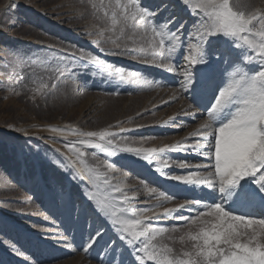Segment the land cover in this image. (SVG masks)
Wrapping results in <instances>:
<instances>
[{
  "label": "rangeland",
  "instance_id": "rangeland-1",
  "mask_svg": "<svg viewBox=\"0 0 264 264\" xmlns=\"http://www.w3.org/2000/svg\"><path fill=\"white\" fill-rule=\"evenodd\" d=\"M13 1L0 14V264H108L113 244L106 246L107 241L119 245L117 260L132 264L133 249L117 241L110 221L97 214L95 202L88 199L92 186L68 159L75 156L67 145L81 137L51 129H108L118 133L115 143L120 149H148L185 139L194 142L190 133L207 117L190 112V94L180 90L182 77L160 66V61L111 54L115 45L106 41L115 34L105 31L101 8L109 0ZM140 2L143 7L151 5L150 0ZM248 3L251 10L256 4L264 7V0ZM151 11L158 20L159 9ZM81 52L137 75L120 80L94 68L85 70L86 61L78 59ZM175 60L182 62L178 56ZM57 68L62 75L53 74ZM42 84L48 87L37 92ZM75 146L88 153L89 166L106 172L113 183L123 182L133 210L152 209L144 213V225L165 229L153 243L171 247L173 257L196 243L189 239L190 232L210 226L179 218L205 210L190 203L203 193L188 192L161 174H186L202 158L166 151L154 154L149 164L135 153ZM181 160H187L189 168H179ZM165 161L169 166L156 171ZM102 193L103 185L97 196ZM165 209L173 211L166 214ZM96 229L104 238L85 253L82 247Z\"/></svg>",
  "mask_w": 264,
  "mask_h": 264
},
{
  "label": "snow or ice",
  "instance_id": "snow-or-ice-1",
  "mask_svg": "<svg viewBox=\"0 0 264 264\" xmlns=\"http://www.w3.org/2000/svg\"><path fill=\"white\" fill-rule=\"evenodd\" d=\"M183 3L195 17L186 37L184 23L176 28L171 20L160 23L156 19L158 14L143 7L140 0H109L101 8L107 22L105 31L115 34V38L106 41L115 45L111 54L145 62L160 61V66L182 77L180 90L190 94L191 99L187 108L191 113L207 117L190 133V137L196 138L194 142L185 139L161 148L120 149L115 143L118 133L108 129L82 132L52 128L51 131H67L81 137L67 145L75 156L68 159L78 175L92 186L88 199L95 202L97 214L110 221L117 241L133 249L132 264L149 261L152 264H264V11L251 10L247 0H183ZM177 56L182 62H176ZM78 59L86 61L82 65L85 70L94 68L98 74L120 80L137 75L105 65L99 58L83 52ZM53 74L62 75L63 70L57 68ZM47 87L42 84L37 92ZM76 143L102 152L135 153L149 164L154 154L166 151L190 152L202 158L186 174H161L183 185L188 192L203 193L190 203L205 210L195 217L179 218L188 224L200 221L210 226L200 228L195 234L190 232L189 239L196 243L182 256L173 257L171 247L153 243L165 229L144 225V213L152 209L133 210L132 198L123 182L113 183L114 178L106 172L89 166L88 153L77 148ZM177 165L181 169L189 168L187 160L178 161ZM168 166L167 161L157 164L156 171ZM108 168L111 170V165ZM101 185L103 193L97 196ZM171 211L165 209L166 214ZM202 217L213 219L202 220ZM103 238V233L96 229L82 250L87 253ZM105 243L113 244L108 264L113 261L126 264L123 258L117 260L119 245L115 241Z\"/></svg>",
  "mask_w": 264,
  "mask_h": 264
},
{
  "label": "bare ground",
  "instance_id": "bare-ground-1",
  "mask_svg": "<svg viewBox=\"0 0 264 264\" xmlns=\"http://www.w3.org/2000/svg\"><path fill=\"white\" fill-rule=\"evenodd\" d=\"M150 1H151V5L147 8H149V10L159 9L158 12H159L160 16L158 17V21H162V19H167L168 21L171 20V21H173V24H172L173 28H176L181 23H184L185 24L184 35L186 37L187 32L191 31L190 25H191L192 21L195 19V17L190 14V10L184 5L183 0H150ZM248 1L249 0H247V2ZM13 2H14L13 0H4V2L2 4H0V14L7 11L9 9V6H11L13 4ZM259 5L256 4L254 6L253 10L264 11V9H263L264 7L261 6L262 3L260 6ZM194 42H195V40H194ZM178 48H179V45H178ZM182 112L184 113V111H182ZM179 121H180V119H179ZM170 129H172V128H170ZM26 144H28L30 147L33 145V143H30V142H28ZM31 148H33V147H31ZM54 233H56V230ZM51 246L52 245H50V247ZM55 246H54V248H55Z\"/></svg>",
  "mask_w": 264,
  "mask_h": 264
}]
</instances>
